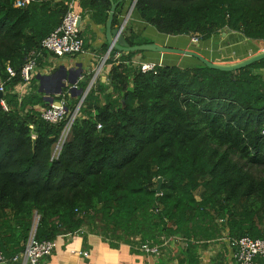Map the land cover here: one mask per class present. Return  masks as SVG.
<instances>
[{"label":"trees","instance_id":"1","mask_svg":"<svg viewBox=\"0 0 264 264\" xmlns=\"http://www.w3.org/2000/svg\"><path fill=\"white\" fill-rule=\"evenodd\" d=\"M16 1L0 0V250L7 259L23 252L34 227L39 241L87 229L139 249L180 238L181 264H200L201 241L264 238V59L232 72L199 60L143 72L134 58L147 52L113 50L109 85H93L55 157L79 96H66L67 117L53 125L41 117L49 102L37 78L21 100L18 88L34 55L37 69L46 65L52 54L42 43L71 0L25 8ZM80 7L82 18L106 25L112 1ZM135 10L167 36L206 42L229 31L264 41V0H137ZM124 36L130 46L154 43L130 25Z\"/></svg>","mask_w":264,"mask_h":264},{"label":"crops","instance_id":"2","mask_svg":"<svg viewBox=\"0 0 264 264\" xmlns=\"http://www.w3.org/2000/svg\"><path fill=\"white\" fill-rule=\"evenodd\" d=\"M113 2L120 1L121 15L119 24L129 16L126 27L130 25L132 30L140 36L146 37L159 45H167L166 40L163 41L164 34L155 32V28L147 25L136 12L134 4L135 0H110ZM123 1V2H122ZM78 11L81 12V0H78ZM122 4V5H121ZM116 10V12H117ZM111 12V11H110ZM109 20V19H108ZM108 22V21H107ZM107 24V23H106ZM114 25V28L120 25ZM81 34L85 41V51L81 55L67 57L65 59H58L55 56L48 54L46 56V65L37 69L35 75L38 73L50 74L54 72L59 66H67L68 68L74 67L76 64L81 63L84 66L85 74L79 81L84 80L88 72L94 70L100 63L103 56L109 53L110 45L107 42L106 25H96L91 21L89 16L83 17L81 22ZM223 34V33H222ZM217 36L210 41H198L201 54L205 55L215 63L221 64L223 57L235 56L237 59L238 47L244 44L246 39L239 33L230 32L226 36ZM237 34L239 36H237ZM240 35L243 37L240 38ZM195 40V37H192ZM240 38V39H239ZM167 39V38H164ZM222 42H221V41ZM218 46V47H217ZM254 47H256L254 45ZM108 49V50H107ZM239 49V50H238ZM107 50V52H106ZM247 53V52H246ZM251 53V51H250ZM240 55H243L240 54ZM148 57H154L155 62L158 64H166V59L163 54L146 53L145 57L137 56L139 61H147ZM246 60V59H241ZM242 62V61H240ZM223 64V63H222ZM225 65V63H224ZM189 66H193L192 64ZM53 68V70H52ZM110 65L105 66L104 70L98 77L99 82L105 86L109 85ZM47 72V73H46ZM79 85V84H78ZM88 86V85H87ZM81 88V87H79ZM171 239L165 241L160 253L150 254L143 252L141 248L133 247L125 242H113L105 237L89 232L83 229L74 234L61 235L57 241V248L54 253L45 258V264H181V252L178 246H182L180 238H174L175 244H171ZM178 239V240H177ZM177 240V241H176ZM198 255L200 257V264H236L233 257L234 251L231 248L227 239H219L214 241H201L199 243ZM85 253L87 255H85ZM7 264H20L19 262L10 261Z\"/></svg>","mask_w":264,"mask_h":264},{"label":"built area","instance_id":"3","mask_svg":"<svg viewBox=\"0 0 264 264\" xmlns=\"http://www.w3.org/2000/svg\"><path fill=\"white\" fill-rule=\"evenodd\" d=\"M38 1L39 0H17L15 3V7L25 8ZM77 2L78 0H71L70 9L64 17L61 25L54 32H52L42 43V48L58 59H65L67 57L81 55L85 51V41L81 34L82 16L78 11ZM195 41H198V39H195ZM109 55L110 54H106L105 56H103L102 60H100V63L96 66V68L87 73L88 76H91L94 73L93 81L89 84V92L95 84L96 79H98L101 72L104 70ZM34 57L35 55L27 62L21 72L24 82L18 88L20 100L30 92L31 80L36 76L35 73L37 70V61ZM134 63L138 65L143 72H150L155 70L156 68V64L151 62L147 63L137 61V63ZM8 73L11 78L16 76L15 70L11 67H8ZM82 78L83 77H81L80 80ZM78 84L74 88L75 91L71 92L72 87H70L67 90V94L63 93L62 95L58 96V99L55 102L49 104L48 107L40 108V113L43 120L50 124L57 125L66 119L68 113V101L66 96L70 93H76V91L79 89ZM0 91L3 93L5 92L4 84L1 81ZM85 96L83 102L87 97ZM83 102L81 104H78V107L69 118L59 139V143L56 146L54 155L55 157H58L62 145L69 138L72 126L76 118L79 116V111ZM2 105L4 109L8 111L7 104L4 100L2 101ZM98 127L99 129H101V126ZM36 218L38 220L40 217L36 216ZM228 241L234 251L233 257L236 264H258L257 262L259 259L264 261V238L253 239L250 237H242L229 239ZM56 248V239L39 241L36 238V227H34L24 244L23 252L16 255L12 260L7 259L4 253L0 250V264H7L10 261L19 262L20 264H45V258L51 256ZM141 250L146 253L158 255L161 249L159 246H151L150 244H145L141 247ZM85 255L87 254L85 253Z\"/></svg>","mask_w":264,"mask_h":264},{"label":"water","instance_id":"4","mask_svg":"<svg viewBox=\"0 0 264 264\" xmlns=\"http://www.w3.org/2000/svg\"><path fill=\"white\" fill-rule=\"evenodd\" d=\"M136 1L137 0H135L134 7L136 5ZM119 5H120V1L112 3L109 20L106 24L107 42L110 45L111 51L117 50L122 53L144 51L147 53L153 52V53H160L163 55L176 54L181 56L193 57L199 60L202 64H204L207 67L216 70L226 71V72L241 70L264 59V52H261L237 64L221 65L215 63L214 61L207 58L205 55L201 54V52L199 53L196 50L171 48V47L159 45L157 43L143 44L139 46H130L127 43L124 36V29L129 16L124 20V22H122L120 27L114 28V18H115L116 10L119 7ZM229 33L230 32L228 31V32H224L223 34L224 36H226ZM84 74H85V69L83 64L81 63H78L74 67H70V68L64 65L59 66L54 72L46 75L38 73L36 75V78L39 82V92L43 94L45 100L49 102V104H51L55 101V98L57 96L62 95L70 87H72L71 92L75 91L74 90L75 86L78 84L80 78L83 77ZM89 89H90V85H88L86 88H81L76 91L77 93L74 95H77L79 97L82 96L79 104L83 102L84 96L86 94L88 95ZM3 97H4V93L0 91V99H2ZM162 184H163V179L160 178L159 185L154 190L158 194L161 193Z\"/></svg>","mask_w":264,"mask_h":264},{"label":"rangeland","instance_id":"5","mask_svg":"<svg viewBox=\"0 0 264 264\" xmlns=\"http://www.w3.org/2000/svg\"><path fill=\"white\" fill-rule=\"evenodd\" d=\"M154 30H155V32L158 33V31L156 29H154ZM158 34H160V33H158ZM223 35L224 34H222V36ZM163 36H165V37H163V41L166 40V43H167V45H164V46L171 47V48H178V49H189V50L191 49V50H196L198 52L200 51V49L199 50L197 49V48H199V46H198L199 42L195 41L192 37H189V36H167V35H163ZM237 36H239V35L237 34ZM164 38H167V39H164ZM240 38L242 39L243 37L240 35ZM254 45L256 47H254ZM238 48L240 50L243 48V50L238 51V55H237L238 58L236 59L235 56H229V58L223 57L221 59L223 61L222 62L223 64L221 63V65H224V63H225V65L237 64L240 61H243L241 59H248L251 56L257 55V54L261 53L262 51H264V47H263L261 41L256 42V41L245 40L244 44H241ZM250 51H251V53H250ZM149 53L158 54V55L160 54V53H153V52H149ZM201 53H203V52H201ZM242 53H243V55H240ZM164 56L166 59V63L170 64V65H179V66L185 67V66H189L191 64L192 65L193 64H199V62H197V59H195L193 57L181 56V55H176V54H165ZM137 60L138 59L134 58V62L137 63ZM147 62L153 63V62H155V58L154 57H148ZM155 64H158V63H155ZM217 64H219V63H217ZM93 78H94V73L91 76H89L88 83H87L88 85L93 81ZM98 81H99V79H96V82H98Z\"/></svg>","mask_w":264,"mask_h":264},{"label":"clouds","instance_id":"6","mask_svg":"<svg viewBox=\"0 0 264 264\" xmlns=\"http://www.w3.org/2000/svg\"><path fill=\"white\" fill-rule=\"evenodd\" d=\"M128 19H129V18H128ZM195 39H197V38H195ZM198 41H199V40H198ZM261 42H264V41H261ZM109 51H110V52H109L108 54H111V52H112V51H111V48H110ZM137 61H139V60H137ZM141 62H142V61H141ZM143 62H147V61H143ZM147 63H148V62H147ZM151 63H152V62H151ZM156 65H157V64H156ZM51 73H52V72H51ZM85 73H86V72H85ZM41 74H42V73H41ZM43 75H46V74H43ZM83 76H84V75H83ZM35 77H36V76H35ZM88 77H89V76H88ZM79 89H80V88H79ZM76 93H77V92H76ZM76 93H72V94L74 95V94H76ZM81 97H82V96H81ZM81 97H80V100H81ZM56 98H58V96H57ZM55 101H56V100H55ZM55 101H54V102H55ZM61 149H62V148H61Z\"/></svg>","mask_w":264,"mask_h":264},{"label":"bare ground","instance_id":"7","mask_svg":"<svg viewBox=\"0 0 264 264\" xmlns=\"http://www.w3.org/2000/svg\"><path fill=\"white\" fill-rule=\"evenodd\" d=\"M262 45H263V47H264V42H262ZM264 52V51H263Z\"/></svg>","mask_w":264,"mask_h":264}]
</instances>
